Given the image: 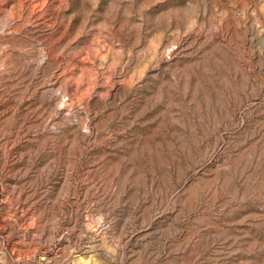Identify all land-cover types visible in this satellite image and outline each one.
I'll use <instances>...</instances> for the list:
<instances>
[{
	"label": "rangeland",
	"instance_id": "obj_1",
	"mask_svg": "<svg viewBox=\"0 0 264 264\" xmlns=\"http://www.w3.org/2000/svg\"><path fill=\"white\" fill-rule=\"evenodd\" d=\"M0 264H264V0H0Z\"/></svg>",
	"mask_w": 264,
	"mask_h": 264
}]
</instances>
